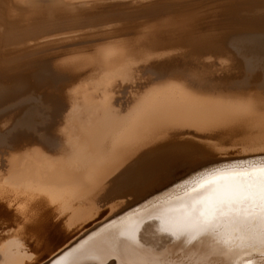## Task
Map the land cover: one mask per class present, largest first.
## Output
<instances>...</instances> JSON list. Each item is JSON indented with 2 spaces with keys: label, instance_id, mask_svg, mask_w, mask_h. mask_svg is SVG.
Here are the masks:
<instances>
[{
  "label": "bare ground",
  "instance_id": "6f19581e",
  "mask_svg": "<svg viewBox=\"0 0 264 264\" xmlns=\"http://www.w3.org/2000/svg\"><path fill=\"white\" fill-rule=\"evenodd\" d=\"M154 1L0 0V244L29 234L49 250L65 234L39 264H165L163 248L190 264L264 257L261 186L237 175L259 176L263 154L149 200L172 184H154L169 163L207 165L201 139L264 146V79L249 83L226 46L236 9ZM68 11L76 22L52 19ZM31 101L41 121L20 122L13 109ZM224 201L236 203L222 215ZM4 246L0 264H33Z\"/></svg>",
  "mask_w": 264,
  "mask_h": 264
},
{
  "label": "rangeland",
  "instance_id": "374dc122",
  "mask_svg": "<svg viewBox=\"0 0 264 264\" xmlns=\"http://www.w3.org/2000/svg\"><path fill=\"white\" fill-rule=\"evenodd\" d=\"M166 1H169V0H166ZM166 1L165 0L164 1L163 0L162 1L156 0V1H154V3L166 2ZM179 1H180V3H178ZM179 1L178 0H171V2L167 6L175 7L177 9H181L187 5H197V7H199L200 10L202 8H206V9L208 8L207 10L204 9V12L209 11L210 13H204V15L206 14L205 16H207V15L210 16V14H212V10H210V8L212 6H216V5H219L221 3H228L229 6L236 9L237 13L235 12L230 17V21H229V22H233V24L236 25V29L228 30V36H230L229 37L230 43L226 44L227 49L231 51L235 60L238 63L240 62L241 72H242L241 75H243V76L248 75V77L251 76V78H249V81H248L249 83H255L261 79H264V76H263L264 75V49H263L264 45L262 44V43H264V27L262 26V24H264V0H179ZM191 1H193V2H191ZM172 2H173V4H172ZM198 3L201 5H199ZM142 12H144V10H136L135 11V13H142ZM60 13L62 14V12H60ZM60 13H56L57 15L55 17L53 15L52 19H55L56 21H57V19H59V20L62 19L60 21L63 24L64 23H67V24L71 23L72 24V23L76 22V19L79 18V16H80L79 13H78V15H76V13H72L71 11L63 13L62 15ZM69 13L70 14L72 13V15H70ZM63 16H65L66 19ZM67 19L68 20L70 19L69 22L67 21ZM236 23L240 26H238ZM239 27H241L240 30H239ZM76 29H79V28H76ZM76 29H74V30H76ZM88 29L89 28H85L82 30H83V32H86L85 30H87V33H90V32L92 33L91 30H93L95 28H93V29L90 28L91 30L90 29L88 30ZM260 29H262V30H260ZM98 30H99V32L97 31V29L93 30L92 34L100 33L101 30L100 29H98ZM235 30H236V32H235ZM94 32H96V33H94ZM233 40H234V42H232ZM62 46L63 45L55 47L54 49L57 48L56 49L57 52L55 50H54V52L55 53L60 52L61 48H62L61 51H67V49L71 50V49L77 48V46L76 47L69 46V48H68V46L66 47L65 45L63 47ZM59 47H61V48H59ZM230 47H232V48H230ZM236 48L238 51L236 50ZM50 53L53 54V51H51ZM261 53H263V54H261ZM257 57H259L260 59ZM250 60H252L253 63H252V61H251V63H248ZM258 60H260V61H258ZM246 62H247V64H250L251 70H248V71L246 70L247 69ZM251 64H253V65H251ZM255 67H257V70ZM250 71L251 72L254 71V73H250ZM247 72H249V73H247ZM4 97H7V95L2 96V98H4ZM43 107H44V104H41L37 101H33V102L31 101V102H27V103H22V105L13 109L14 111H12V112L17 111V109L23 111L20 115L17 116V120H19L20 122H24L27 118H29L30 120H34V121L39 122V120L41 121V119H42L40 117L39 111H43ZM197 139H200V138H196L195 140L197 141ZM196 141H195V143H196ZM199 141H197L196 144L199 145L200 147H203L206 144L212 142V143L208 144L209 147H207V146L203 147L205 149H206V147L208 148V149H206L208 151L207 155H209L207 157V159L209 158L207 160V165L199 167V166L206 163L205 158H203V159L202 158L200 159V157H195V158L190 157L189 158L188 156H186L188 158L181 157L180 159L174 160L173 162L169 163L159 173V175L157 177V181L154 184H157V185H163V184H167V183H170V184L172 183V184L169 185V187L166 185L161 187V188H163V190L164 189L165 190L163 191L161 189L160 191H158L159 193H157L155 196H152L149 200L158 198L162 194H164L165 192L168 193L171 189L181 187V186H186L189 183H191L192 181H194L196 178H199L202 174H210V173L216 172L222 168L234 167V166H238V165L242 166V165L254 162V160H256L255 158L236 159L237 156H243V155L254 156V155H261V154L264 155V148H263L264 146H258V147L255 146L253 148L240 146L239 144L238 145L237 144H235V145L230 144L227 146L226 145L218 146V144H220V143L217 142V140L216 141L215 140H209V142H208V140H206L205 143H204L203 139H201ZM202 142L204 144H202ZM216 143H218V144H216ZM212 144L214 146L216 145L218 147H216V146L214 147ZM210 148H212L211 152H210ZM214 150L216 151V153ZM209 152L211 154H209ZM235 156H236V158H233ZM261 157H264V156H261ZM216 158H222L223 160H225V159H228V160H226L224 162L216 163V161H214ZM208 162H209V165H208ZM127 199H124V200L126 201ZM148 201H146V202H148ZM108 207H110V206H107L106 209ZM137 207H139V206H137ZM107 211H110V208H108ZM107 211H105V212H107ZM10 239H11V242L8 243V241H10ZM13 239H15V241ZM18 241H21V243H23L24 245H22ZM4 243L6 245L12 243V244H10L12 247L9 246V247H11L10 248L11 251H12V248H15L16 246L18 248L20 247L19 249H21V248H23V250H24V248H25V250L28 249V252L25 251V253H28L26 255L27 256L29 255L30 259L32 257L31 260H32L33 264H39L40 262L49 258L55 252H57L60 248L63 247V245L66 243V235L63 234V235L53 237L49 241V244H50L49 250H46V246L42 241L38 245L36 239L32 238V235H29V234L28 235H19L16 233H12L6 237V239L1 243L2 245L0 244V248H1V246L5 245ZM6 245L4 247H6L8 250H10L9 247H7ZM14 245H15V247H13ZM16 248L13 250L16 251L17 250ZM21 250H20V252H21ZM156 253L160 255V258L164 257L165 264H190V260L193 258L192 257L193 255H187L188 254L187 250H173V248L172 249L171 248H163L161 250L156 251ZM260 255H263V254H260ZM195 256H198V255H195ZM259 261L260 262L258 264H264V257L259 259Z\"/></svg>",
  "mask_w": 264,
  "mask_h": 264
},
{
  "label": "snow or ice",
  "instance_id": "6c2138e0",
  "mask_svg": "<svg viewBox=\"0 0 264 264\" xmlns=\"http://www.w3.org/2000/svg\"><path fill=\"white\" fill-rule=\"evenodd\" d=\"M237 175L243 177L249 184L259 182L261 186L262 199H264V166L260 167L259 176L256 175V170L251 172L246 171ZM235 203L236 201H224L223 206L220 209L221 214L223 215L224 213L230 211Z\"/></svg>",
  "mask_w": 264,
  "mask_h": 264
}]
</instances>
